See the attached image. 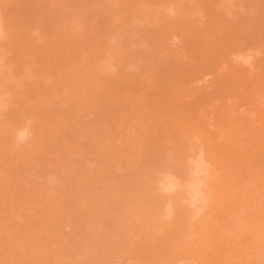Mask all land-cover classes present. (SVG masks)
<instances>
[{
  "label": "rangeland",
  "instance_id": "rangeland-1",
  "mask_svg": "<svg viewBox=\"0 0 264 264\" xmlns=\"http://www.w3.org/2000/svg\"><path fill=\"white\" fill-rule=\"evenodd\" d=\"M0 264H264V0H0Z\"/></svg>",
  "mask_w": 264,
  "mask_h": 264
}]
</instances>
